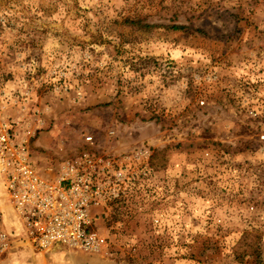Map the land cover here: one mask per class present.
<instances>
[{"label":"rangeland","instance_id":"374dc122","mask_svg":"<svg viewBox=\"0 0 264 264\" xmlns=\"http://www.w3.org/2000/svg\"><path fill=\"white\" fill-rule=\"evenodd\" d=\"M3 132L108 196L98 251L21 230L0 264H264V0H0Z\"/></svg>","mask_w":264,"mask_h":264},{"label":"built area","instance_id":"2783aa9c","mask_svg":"<svg viewBox=\"0 0 264 264\" xmlns=\"http://www.w3.org/2000/svg\"><path fill=\"white\" fill-rule=\"evenodd\" d=\"M102 163V159L82 152L54 176L46 175L6 132L0 134L5 199L31 246L48 250L60 245L85 252L98 251L103 246L104 238L91 229L92 209L103 205L108 196L101 182L105 171ZM107 173L108 182L119 176L117 170ZM8 248V233L0 229V254Z\"/></svg>","mask_w":264,"mask_h":264},{"label":"crops","instance_id":"0c3cea01","mask_svg":"<svg viewBox=\"0 0 264 264\" xmlns=\"http://www.w3.org/2000/svg\"><path fill=\"white\" fill-rule=\"evenodd\" d=\"M1 194L2 195L4 194L3 198L6 197L3 188L1 190ZM0 228H2L1 230H5V231L9 232V235H10L9 238L11 240L13 239L12 241L21 242L20 238H18V237L23 236V234L21 233L20 236H18V237L16 236V234H19L21 232L22 228H21V225L18 222L17 218L13 216L11 208L9 207L7 200L5 201V203H0ZM15 238H16V240H15ZM30 247L33 249V246L30 245ZM57 247H64V246L57 245ZM64 248H66V247H64ZM11 249H12V247L6 253H9L10 256H16V254L14 252H11L12 251Z\"/></svg>","mask_w":264,"mask_h":264},{"label":"trees","instance_id":"16d2710c","mask_svg":"<svg viewBox=\"0 0 264 264\" xmlns=\"http://www.w3.org/2000/svg\"><path fill=\"white\" fill-rule=\"evenodd\" d=\"M130 23H132V24H137L139 27H141V28H148V27H151L152 25H150V24H141V22H140V20L139 19H136V20H133V21H131ZM169 28H171V29H182V28H184V26H182V25H175V24H173V25H170L169 26Z\"/></svg>","mask_w":264,"mask_h":264}]
</instances>
